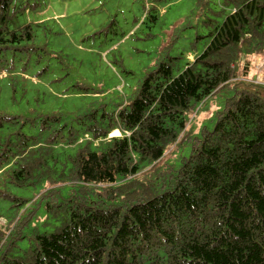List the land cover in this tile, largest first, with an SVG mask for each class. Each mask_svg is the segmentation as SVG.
Instances as JSON below:
<instances>
[{"label": "trees", "instance_id": "obj_1", "mask_svg": "<svg viewBox=\"0 0 264 264\" xmlns=\"http://www.w3.org/2000/svg\"><path fill=\"white\" fill-rule=\"evenodd\" d=\"M25 3L0 0L3 63V52L34 38L30 23H17ZM223 6L222 21L181 71L160 60L131 100L91 110L84 129L104 138L101 146L77 147L56 169L54 149L73 143L77 128L52 124L43 141L22 131L15 141L9 131L0 137L1 180L16 187L46 180L39 204L57 221L51 231H25L36 208L0 189L14 210L8 219L0 210L8 223L0 227V264H264V85L249 79L255 56L264 57V0ZM220 89L231 95L213 127L183 135L196 105ZM115 129L120 135L108 136ZM186 141L178 166L153 167ZM54 180L78 190L61 196ZM98 184L105 186L97 191Z\"/></svg>", "mask_w": 264, "mask_h": 264}, {"label": "rangeland", "instance_id": "obj_2", "mask_svg": "<svg viewBox=\"0 0 264 264\" xmlns=\"http://www.w3.org/2000/svg\"><path fill=\"white\" fill-rule=\"evenodd\" d=\"M226 13L223 0H26L17 23H30L34 38L25 47L3 52L6 63L0 60V137L9 131L15 141L19 137L15 133L22 131L43 141L52 124L77 128L73 143L62 140L54 149L55 168L60 169L77 147L104 143V138L84 129L92 120L91 110L110 112L131 100L137 85L160 60H170L174 74L181 71L203 50L208 32ZM257 60L263 63L261 70ZM258 74L264 79L261 56H255L250 77L256 79ZM229 95V89H220L205 97L189 114L183 135L199 136L205 127L211 129ZM116 131L108 136L120 135ZM174 147L153 167L178 166L190 144ZM13 157L20 159L21 154ZM45 182L16 187L5 185L0 176V189L29 199L27 206L36 208L25 231L31 232L33 226L51 231L57 224L39 204ZM103 186L98 184L97 191ZM52 187L66 196L79 186L54 180ZM93 191L88 189L92 200ZM0 210L7 219L14 214L1 199ZM6 221L0 217L5 231Z\"/></svg>", "mask_w": 264, "mask_h": 264}, {"label": "built area", "instance_id": "obj_3", "mask_svg": "<svg viewBox=\"0 0 264 264\" xmlns=\"http://www.w3.org/2000/svg\"><path fill=\"white\" fill-rule=\"evenodd\" d=\"M258 61V60H257ZM256 66L261 70L262 69V67H263V63H261V61L259 60L258 62H256ZM256 82H259V83H261V84H263L264 85V79L263 78H261V75L260 74H258V76H257V78L256 79H254Z\"/></svg>", "mask_w": 264, "mask_h": 264}]
</instances>
